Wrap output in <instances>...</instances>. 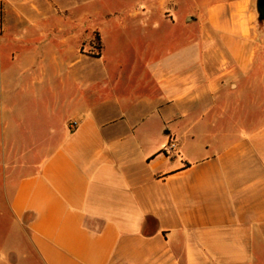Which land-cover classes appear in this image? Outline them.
Listing matches in <instances>:
<instances>
[{
    "label": "crops",
    "instance_id": "crops-1",
    "mask_svg": "<svg viewBox=\"0 0 264 264\" xmlns=\"http://www.w3.org/2000/svg\"><path fill=\"white\" fill-rule=\"evenodd\" d=\"M256 3L0 0V34L87 63L22 69L30 95L10 109L36 119L0 128V264H264ZM105 25L146 36L142 67H94ZM160 25L181 36L153 40Z\"/></svg>",
    "mask_w": 264,
    "mask_h": 264
},
{
    "label": "rangeland",
    "instance_id": "rangeland-1",
    "mask_svg": "<svg viewBox=\"0 0 264 264\" xmlns=\"http://www.w3.org/2000/svg\"><path fill=\"white\" fill-rule=\"evenodd\" d=\"M123 1L103 0V3L115 8ZM101 27L106 48L102 57L92 62L94 67H142L143 59L146 58V55L143 54V42L146 41V36L143 33L129 30L121 34L114 31L111 25ZM13 30L0 34V128H2L3 122L7 123V118L12 114L24 116L28 123L36 119V110L31 106L25 110L18 107L10 109L14 98L30 95L24 94L22 90V86L26 84L28 78L27 73L22 71L24 67H58V64L60 67H87L86 62L83 64L76 61V56L71 52L67 55L58 56L54 49H44L43 44H41L43 40L36 41L38 42V51L31 55L28 54L27 52L30 50L24 49V45H28L27 40H18L16 37L18 33L13 32ZM172 31L173 29L167 25H160L159 30L152 35L153 40L159 43L165 42L166 38L172 35ZM173 32L174 36H181L178 29ZM176 42L184 41L177 39ZM98 44L99 40L95 35L94 45L98 46ZM193 58L195 57L191 55V59ZM170 59H174L172 63L176 66L178 61L188 60V55L167 57L159 50L158 60L160 64H169L171 63V61L168 62ZM5 138V135L0 136V148L5 145ZM10 260L11 262L19 261L20 264H40L33 253L27 254L26 257L12 254Z\"/></svg>",
    "mask_w": 264,
    "mask_h": 264
},
{
    "label": "water",
    "instance_id": "water-1",
    "mask_svg": "<svg viewBox=\"0 0 264 264\" xmlns=\"http://www.w3.org/2000/svg\"><path fill=\"white\" fill-rule=\"evenodd\" d=\"M256 7L259 14V19H264V0H257Z\"/></svg>",
    "mask_w": 264,
    "mask_h": 264
},
{
    "label": "trees",
    "instance_id": "trees-1",
    "mask_svg": "<svg viewBox=\"0 0 264 264\" xmlns=\"http://www.w3.org/2000/svg\"><path fill=\"white\" fill-rule=\"evenodd\" d=\"M96 57H98V55H96Z\"/></svg>",
    "mask_w": 264,
    "mask_h": 264
}]
</instances>
